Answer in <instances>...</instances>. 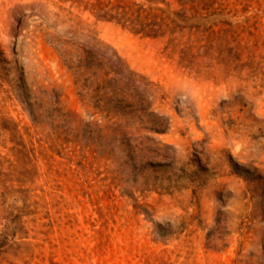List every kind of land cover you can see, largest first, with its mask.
<instances>
[{"label":"rangeland","instance_id":"374dc122","mask_svg":"<svg viewBox=\"0 0 264 264\" xmlns=\"http://www.w3.org/2000/svg\"><path fill=\"white\" fill-rule=\"evenodd\" d=\"M0 264H264V0H0Z\"/></svg>","mask_w":264,"mask_h":264},{"label":"trees","instance_id":"16d2710c","mask_svg":"<svg viewBox=\"0 0 264 264\" xmlns=\"http://www.w3.org/2000/svg\"><path fill=\"white\" fill-rule=\"evenodd\" d=\"M100 17H102L104 19H108V20H111L113 18H117V17H113V16L108 17L106 14L100 15ZM118 20H119V18H118ZM88 66H89V68L92 67V65H90V64Z\"/></svg>","mask_w":264,"mask_h":264}]
</instances>
